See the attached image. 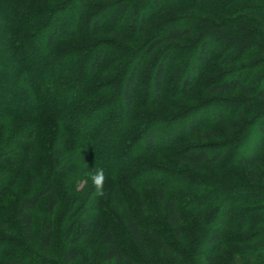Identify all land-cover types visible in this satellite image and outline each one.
<instances>
[{
    "label": "trees",
    "instance_id": "trees-1",
    "mask_svg": "<svg viewBox=\"0 0 264 264\" xmlns=\"http://www.w3.org/2000/svg\"><path fill=\"white\" fill-rule=\"evenodd\" d=\"M94 1L43 0V5L41 2H38V5L31 0H0V56L9 63L0 62V90L8 93V86H14L16 91H22L23 97H29L31 104L28 111L12 110L11 112L12 108L8 106L5 111H0V119H33L60 125L63 129L62 139L59 145L52 148L54 172H62L67 166L63 150L68 140L73 142L78 151L76 161L84 166L85 171L95 173L103 169L104 175L113 178L122 177L132 187L152 188L158 205H162L165 211L167 224L173 230L174 236L181 241L180 213L183 208L177 198L167 194L171 192V188L163 184L162 180L165 177L161 175V170L132 166L142 158L152 155L158 157L163 153H169L176 144L182 142L183 137L179 140L178 132L181 127L186 129L187 137L200 133L201 127L198 126L199 122L195 123L193 120L181 124L180 121L184 122L182 119L186 118L175 114L169 119L146 122L147 127L136 132L137 134L135 133L136 135L129 139V142L132 139L134 142L128 144L127 138H130L133 132L132 115L137 97L138 76L148 57L158 47L162 45L170 47L160 54L149 76L153 94L151 101H148L149 107H155L161 103L169 73V59L171 55L179 52L175 47L178 45L175 43H181L185 38L196 34L197 40L192 47L180 48L187 58L191 57L187 60L188 70L183 72L182 80L178 84L179 95L184 94L188 88L197 83L198 74L207 63H213L220 69L228 67L230 69L220 73L218 80L205 84V91L210 96L240 93L249 98L251 91L247 88V84L254 81L253 77L260 76L261 83L255 90V94L258 99L263 100L264 60L251 64L246 62L254 55L264 53V23L262 22L264 0H193L196 9L179 12V17L182 18L180 21L179 19L165 21L158 33L148 38L140 47L139 53L132 57L128 56L129 58H122L121 52L124 50L126 52L127 49H123L126 39L120 34L121 28L111 33L114 38L112 41L98 38V35L105 34L102 26L104 21L113 15V10L112 8L96 9L95 17L85 15L89 3ZM97 1L101 3L106 0ZM74 2L77 9L74 16L76 25H66L63 20V10ZM152 2L156 9L160 8L159 0H152ZM131 15L129 12L126 18ZM222 17L224 21H216ZM136 19L137 33L143 34L148 19L144 17L138 19L135 16ZM204 27L207 30L205 35L202 34ZM45 28L47 31L43 32ZM129 30L133 32L134 27L131 26ZM78 38L85 39L83 46L70 44L79 41ZM62 44L66 46L70 44V48L66 46L61 48ZM259 44L262 47H258ZM192 48L195 50L194 55H192ZM38 50L40 53L37 52ZM127 52L130 51L127 50ZM195 62L200 67L196 68ZM76 67L80 68L76 70ZM116 67L119 72L115 76L118 77H109ZM41 68L48 70V73L40 75ZM4 73L9 75L7 80L4 79ZM101 76L104 78L96 81ZM261 86L263 88H260ZM16 91L14 96L17 95ZM14 96L10 97V104L19 105L20 100L16 101L18 99ZM99 96L104 97L103 101H93ZM90 101L92 102L89 103ZM70 103H73L72 108L66 105ZM237 103L238 101L236 103L233 101V106L239 105ZM102 108L110 110L112 116H97ZM210 112L212 118L222 123L227 117V114L220 111L211 110ZM257 120H259L258 129L264 136V117ZM71 123L77 125L75 129L71 128ZM82 124H88V126ZM34 132L33 130L27 139L22 134L16 145H20L24 139L25 142H31ZM166 134H169L168 140L158 141ZM100 136L103 137L100 138ZM136 144L140 145L141 149L134 151L132 147ZM18 148L15 146L13 150H0V163L5 157L14 155ZM32 152L27 155V166L34 161ZM221 153L216 150L210 156L205 148L193 146L182 148L171 154V159L179 165L201 170L203 165L214 168L222 157ZM111 159L117 160L120 164L115 168L107 166L105 162ZM239 162L240 165L246 166V175L250 182L255 181L253 167L256 165L260 169V176L264 179L263 160L252 157L242 158ZM140 171L144 172L140 173ZM122 172L126 173L120 175ZM54 183L47 181L33 194L22 197L18 201L14 212L13 228L0 222V264H74L84 251L83 243L92 238L97 224V200L95 198L78 208L76 219L65 228L63 234L67 241L75 233L77 242L70 243L57 260L53 252L55 239L53 217L58 207ZM15 184L16 181L13 180L6 182L0 180V197L4 189L12 188ZM184 186L176 185L182 189ZM43 198L46 199L45 215L38 220L33 217V212ZM194 211L198 215H203L200 210L192 212ZM226 214V212L223 213L221 222L227 221ZM120 218L135 250L140 253L146 252L141 224L126 211L122 212ZM223 227L220 225L212 228L206 238L207 245L214 246L215 252L201 255L191 250L178 254L158 233L151 232L150 236L156 242L159 252L176 260L173 264H216L220 251L225 250L229 243L245 244L243 240L222 238L227 231ZM35 230H37L36 236ZM114 234V230L108 226L101 230L95 243L98 247L105 248V251L99 259L86 264H140L120 248ZM235 253L234 255L244 262L264 264V246L242 256L239 252ZM200 260L202 262L196 263Z\"/></svg>",
    "mask_w": 264,
    "mask_h": 264
},
{
    "label": "rangeland",
    "instance_id": "rangeland-1",
    "mask_svg": "<svg viewBox=\"0 0 264 264\" xmlns=\"http://www.w3.org/2000/svg\"><path fill=\"white\" fill-rule=\"evenodd\" d=\"M31 1L36 4L41 2V5H43V0ZM159 1L162 6L160 5V8L156 9L152 0H106L101 3L95 0L89 3L85 15L95 17L94 12L96 9L112 8L113 15L104 21L102 26L105 34L98 35V38L104 41H112L114 38L111 33L115 29L121 28L120 34L126 39V42L123 43V49L130 51L127 52L126 50L125 52L124 50L121 52L123 54L122 58H129L128 56L132 57L139 53L140 47L144 45L148 38L158 33L165 21L177 19L180 21L182 18L179 17V12H189L190 9L197 8L193 0ZM63 12V20L66 25H76L74 16L77 9L75 2L67 6ZM129 12L132 15L126 18ZM135 16L138 19L141 17L148 19L143 34L142 32L137 33L138 21L135 20ZM216 21H224V17ZM262 22L264 23V17ZM131 26L134 27L133 32L129 30ZM42 31L45 32L47 29L45 28ZM205 31L207 30L204 27L203 35H205ZM196 37L197 35L194 34L190 38H185L181 43H175V45H178L175 47L178 48L179 52L171 55L169 59V73L166 78L162 101L155 107H149L148 104V101L153 98L149 76L160 54L170 47L162 45L148 57L138 76L137 97L132 115L133 132L130 134V138H127V143L131 144L134 141L132 139L129 142V139L134 137L140 129L147 127L146 122L169 119L174 117L175 114H180V116L186 118L182 119L184 122L180 121L181 124L191 120L195 123L199 122L200 133L187 137L188 134L185 135L186 129L181 127L178 132L180 133L179 140L183 137L182 142L176 144L169 153H163L158 157L152 155L142 158L132 166L137 168L139 166L159 168L161 170V175L165 177L162 180L163 184L171 188V192L167 194L177 198L183 208L180 213L181 241L174 236L173 230L167 224L165 211L161 207L162 205H158L152 188H135L127 184V181L122 177L113 178L104 175L102 189L98 192L91 180L94 173L85 171L84 166L76 161L78 151L73 142L68 140L64 146L63 153L67 166L62 172H54L52 168V148L60 144L63 129L60 125L53 124L50 121L38 122L33 119H0V150H13L15 146L17 148L19 146L16 149L15 156L11 154L0 163V180L5 182L8 180L16 181L15 186L4 189L0 197V222L9 228H13L14 212L18 201L22 197L33 194L47 181H51V183L55 182L54 189L58 198V207L53 217L55 230L53 252L57 260L70 243L77 242L75 233L69 240L65 241L63 236L65 228L74 222L77 210L82 204L85 205L96 198L98 205L97 224L92 238L83 243L84 251L74 264H86L99 259L103 255L105 248L98 247L95 240L106 226L114 230L115 239L120 248L140 264H173L176 260L158 251L156 242L150 236L151 232H156L164 240H167L169 246L178 254H184L185 251L191 250L193 253L201 255L215 252L214 246L207 245L206 238L212 228L220 225H223V228L227 230L222 238H234L235 241L243 240L245 244L235 245L229 243L225 250L220 251L216 264H255L244 262L234 254L239 252L242 256L253 249L264 246V179L260 176V169L256 165L253 167L255 181L250 182L246 175V166L239 164L242 158L256 157L264 161V136L258 129L259 120H257V118L264 117V99H258L257 94H255V90L261 83L259 81L260 76L253 77L254 81L247 84V88L251 91L249 98L240 93L210 96L205 91V84L218 80L220 73L230 68L220 69L216 64L207 63L203 70L200 69L202 72L198 74L197 83L188 88L184 94L179 95V92H177L178 84L182 80L183 72L188 70L187 60L191 57L187 58L180 48L192 47L195 40H197ZM84 38H78L79 41L70 44L83 46ZM87 40L91 41V39ZM70 44L69 46L62 44L61 48L65 46L70 48ZM260 44L258 47H262ZM193 50L194 48H192V55L195 54V50ZM174 51H177V49ZM37 52L40 53V50ZM263 55L264 53L256 54L246 63L260 62L264 60ZM0 62L9 64L1 56ZM194 65L196 68L200 67L197 62ZM79 68L76 67V70ZM189 68L191 69V65H189ZM117 70L118 67L112 71L109 77L118 74L119 70ZM6 73H4L5 80L9 78ZM46 73H48V70L39 69L40 75ZM104 76L98 77L96 81L101 80ZM260 88H263V86ZM15 89L14 86H8V93L0 90V111H5L8 106L12 108L11 112L30 110L29 97H23L22 91H16ZM15 91L17 92L16 96H14ZM11 96L18 99L16 101L20 100V104H10ZM102 98L104 97L99 96L93 101H103ZM233 101L235 103L238 101L237 104L239 105L233 106ZM66 105L68 108L73 107V103ZM211 110L227 114L225 121L222 123L218 119L212 118ZM97 116L111 117L112 112L102 108ZM88 124L82 125L88 126ZM70 126L75 129L77 125L71 123ZM108 128L110 129V127ZM33 130L35 132L31 140L32 143L25 142L24 139V142L16 145L22 134L27 139ZM168 137L169 134H166L164 138L158 141H166ZM193 146L205 148L210 156L216 150H219L222 152V157L214 168L203 165L201 170H193L189 166L179 165L171 159V154L173 155L182 148ZM132 149L137 151L141 148L140 145L137 146L136 144ZM30 152H32L34 161L30 166H27L26 158ZM105 163L113 168L120 164L114 159L107 160ZM143 172L140 171V173ZM125 173L122 172L120 175ZM178 183L185 185L184 188L176 187V185H179ZM45 209L46 199L43 198L33 212V217L41 220L45 215ZM192 209L200 210L203 215H198L196 211L192 212ZM124 211L133 215L137 223L143 227L146 252L140 253L135 250L132 242L127 237L120 218ZM225 212L228 219L223 223L221 218ZM34 232L36 236L37 230ZM10 237L14 238L13 236ZM199 262L202 261H196V263Z\"/></svg>",
    "mask_w": 264,
    "mask_h": 264
},
{
    "label": "clouds",
    "instance_id": "clouds-1",
    "mask_svg": "<svg viewBox=\"0 0 264 264\" xmlns=\"http://www.w3.org/2000/svg\"><path fill=\"white\" fill-rule=\"evenodd\" d=\"M92 183L95 186L96 190L99 192L103 186L104 173L103 169L97 170L91 177Z\"/></svg>",
    "mask_w": 264,
    "mask_h": 264
}]
</instances>
